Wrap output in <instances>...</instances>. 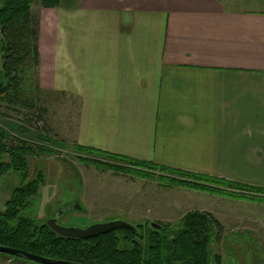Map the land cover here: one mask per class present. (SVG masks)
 <instances>
[{"label":"crops","instance_id":"1","mask_svg":"<svg viewBox=\"0 0 264 264\" xmlns=\"http://www.w3.org/2000/svg\"><path fill=\"white\" fill-rule=\"evenodd\" d=\"M38 21V83L77 97V144L264 188V0H62ZM212 201L264 248V202Z\"/></svg>","mask_w":264,"mask_h":264},{"label":"trees","instance_id":"2","mask_svg":"<svg viewBox=\"0 0 264 264\" xmlns=\"http://www.w3.org/2000/svg\"><path fill=\"white\" fill-rule=\"evenodd\" d=\"M34 1L0 0V31L3 35L0 38V98L7 96L13 103L28 107H33L35 100L28 98L26 89H19L20 80L17 79L20 76L12 75V72L22 71V53L39 63V21L32 13ZM61 1L40 0V3L44 7H55ZM18 131L20 134L13 133L0 124V180L11 170L20 177V185L12 190L5 209L0 210V246L83 264L222 263V257L213 251L212 243L220 236L223 226L206 211L187 212L177 226L159 222L163 227L149 225L144 245L140 241L144 236L139 229L133 231L122 228L92 238H68L55 233L46 222L38 224L32 217L21 214L38 193L45 178L40 171L29 179L27 155L34 149L21 135L31 132L25 126H19ZM40 138L48 140L46 136ZM38 148L41 153L52 151L45 143L39 144ZM75 148L77 152L85 154L82 156L84 160L96 162L94 156L117 160L122 164L104 165L117 171L158 178L166 183H180L218 195L264 200L262 187L175 169L79 144ZM231 189L248 193L238 195ZM18 257L27 260L24 256Z\"/></svg>","mask_w":264,"mask_h":264},{"label":"rangeland","instance_id":"3","mask_svg":"<svg viewBox=\"0 0 264 264\" xmlns=\"http://www.w3.org/2000/svg\"><path fill=\"white\" fill-rule=\"evenodd\" d=\"M41 10L40 0H35L32 13L39 17ZM20 61L22 71H13L12 75L20 76L17 79L20 80L19 89L28 91V98L35 100L36 108L34 105L28 107L13 103L3 96L0 98V124L17 134H20L19 126L30 130V134L21 135L34 149L27 155L28 176L30 179L41 171L45 178L38 193L21 214L32 217L38 224L57 215L60 224L77 227L120 218L138 227L144 236L140 239L144 245L150 222L177 226L181 217L189 211L210 210L214 202L212 200L218 194L104 167L106 163L122 164L117 160H107L101 156H94L96 162L84 160L82 156L85 154L77 152L75 148L77 140L74 131L79 106L77 97L43 90L38 83V64L24 53ZM41 136H46L48 140H42ZM41 143L48 144L52 151L41 153L38 148ZM18 185L20 177L14 170L0 180L1 211ZM231 190L238 195L248 193ZM222 196L231 198L234 195ZM254 201L264 202L258 199ZM224 231L212 243L213 251L222 257L221 264H264V248L256 236L248 232L245 235L228 234L230 229ZM224 245L230 252L223 249Z\"/></svg>","mask_w":264,"mask_h":264},{"label":"water","instance_id":"4","mask_svg":"<svg viewBox=\"0 0 264 264\" xmlns=\"http://www.w3.org/2000/svg\"><path fill=\"white\" fill-rule=\"evenodd\" d=\"M78 208L82 209V206H79ZM46 224L58 235L68 238H92L122 228L130 229L133 231L138 230L137 226L120 218H111L106 221L91 223L86 227H77L72 225L66 226L60 224L59 216L55 215L51 217L46 222ZM150 225L154 228L163 227L162 225L154 221L150 222ZM0 253L12 255V256H24L25 258H27V260L40 264H83L68 260L47 258L38 254L11 248L8 246H0Z\"/></svg>","mask_w":264,"mask_h":264}]
</instances>
